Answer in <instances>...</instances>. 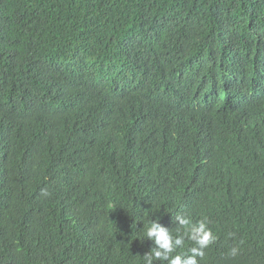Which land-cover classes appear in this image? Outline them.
Here are the masks:
<instances>
[{
    "label": "trees",
    "instance_id": "16d2710c",
    "mask_svg": "<svg viewBox=\"0 0 264 264\" xmlns=\"http://www.w3.org/2000/svg\"><path fill=\"white\" fill-rule=\"evenodd\" d=\"M178 215L264 264V0H0V264H144Z\"/></svg>",
    "mask_w": 264,
    "mask_h": 264
},
{
    "label": "clouds",
    "instance_id": "9594fccd",
    "mask_svg": "<svg viewBox=\"0 0 264 264\" xmlns=\"http://www.w3.org/2000/svg\"><path fill=\"white\" fill-rule=\"evenodd\" d=\"M176 220L178 222L177 232L183 229V234L174 236L172 230L160 226L159 221H151L146 226V237L153 241L155 247L143 255L144 264H153L154 261H160L161 264L164 262L167 264H198L197 258L202 259L205 255L204 250L216 242L217 237L205 220L193 224L188 217L181 215H178ZM185 239L191 241L194 246L189 249L188 253L173 255L178 248L184 245ZM238 251V247H232L229 254L236 256Z\"/></svg>",
    "mask_w": 264,
    "mask_h": 264
}]
</instances>
